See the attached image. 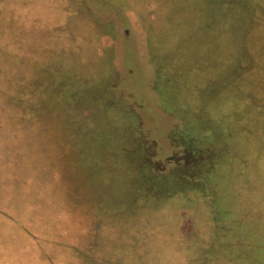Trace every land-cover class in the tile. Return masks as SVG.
<instances>
[{"label":"rangeland","instance_id":"obj_1","mask_svg":"<svg viewBox=\"0 0 264 264\" xmlns=\"http://www.w3.org/2000/svg\"><path fill=\"white\" fill-rule=\"evenodd\" d=\"M263 86L264 0H0V264H264Z\"/></svg>","mask_w":264,"mask_h":264},{"label":"crops","instance_id":"obj_2","mask_svg":"<svg viewBox=\"0 0 264 264\" xmlns=\"http://www.w3.org/2000/svg\"><path fill=\"white\" fill-rule=\"evenodd\" d=\"M263 87H264V86H263ZM260 93H262V89H261V90H259V94H260Z\"/></svg>","mask_w":264,"mask_h":264},{"label":"trees","instance_id":"obj_3","mask_svg":"<svg viewBox=\"0 0 264 264\" xmlns=\"http://www.w3.org/2000/svg\"><path fill=\"white\" fill-rule=\"evenodd\" d=\"M217 4H220V3H217Z\"/></svg>","mask_w":264,"mask_h":264}]
</instances>
